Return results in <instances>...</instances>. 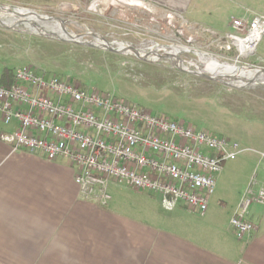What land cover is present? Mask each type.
Segmentation results:
<instances>
[{
  "label": "rangeland",
  "instance_id": "obj_1",
  "mask_svg": "<svg viewBox=\"0 0 264 264\" xmlns=\"http://www.w3.org/2000/svg\"><path fill=\"white\" fill-rule=\"evenodd\" d=\"M134 1L146 6L131 4ZM0 6L61 18L69 34L99 35L114 46H132L147 52L157 45L159 54L163 53L160 47H182L233 67L264 69V37L251 56L242 57L225 34L228 27L223 17L216 23L207 17L197 23L186 17L184 21L181 15L144 0H0ZM239 10L234 12L240 14ZM0 20L7 25L13 22L2 13ZM42 26L58 29L56 23ZM179 58L190 71L201 69L193 54H180ZM0 67L27 68L46 78H61L85 91L113 94L153 116L237 143L240 153L224 162L217 196L213 197L212 209L208 206L207 215L215 210L226 217L229 209L221 204L223 195L236 196L255 172L259 178L264 177V88L234 89L182 72L168 61H141L130 55L46 39L24 24L12 30L0 27ZM132 205L129 211L136 215Z\"/></svg>",
  "mask_w": 264,
  "mask_h": 264
},
{
  "label": "crops",
  "instance_id": "obj_2",
  "mask_svg": "<svg viewBox=\"0 0 264 264\" xmlns=\"http://www.w3.org/2000/svg\"><path fill=\"white\" fill-rule=\"evenodd\" d=\"M144 1L184 21L207 17L216 23L223 17L226 35L235 34L232 17H264V0ZM238 8L240 14L234 12ZM15 128L0 121V134ZM75 174L64 158L12 152L0 141V264H264V207L251 209V235L238 240L230 227L251 177L236 196L223 195L225 217L215 210L199 216L182 204L167 212L158 196L114 182L108 185V205L100 207L80 199ZM215 194L216 189L208 199L211 209Z\"/></svg>",
  "mask_w": 264,
  "mask_h": 264
},
{
  "label": "built area",
  "instance_id": "obj_3",
  "mask_svg": "<svg viewBox=\"0 0 264 264\" xmlns=\"http://www.w3.org/2000/svg\"><path fill=\"white\" fill-rule=\"evenodd\" d=\"M231 28L235 34L227 38L239 55L241 47L255 51L264 37V17L232 19ZM0 121L16 125L0 134L12 152L66 159L76 170L80 199L100 207L108 205V185L114 182L158 196L164 211L182 204L203 216L224 162L240 153L237 143L153 116L113 94L85 91L22 67L13 70L10 85L0 83ZM253 206L264 207V180L256 172L230 220L238 240L256 230Z\"/></svg>",
  "mask_w": 264,
  "mask_h": 264
},
{
  "label": "water",
  "instance_id": "obj_4",
  "mask_svg": "<svg viewBox=\"0 0 264 264\" xmlns=\"http://www.w3.org/2000/svg\"><path fill=\"white\" fill-rule=\"evenodd\" d=\"M115 1L125 3V0H115ZM131 4H135L137 6H146L141 1H134ZM0 13L7 15L13 19L12 25H7L6 23L0 20V27L3 29L12 30L13 27L18 26L20 24H24L25 26L27 25L29 26V28H32L34 30V33L41 35L46 39L72 43L75 45L103 50L118 55H130L141 61H147V62L168 61L171 63V65L174 64L178 65L177 66L178 70L182 72L189 73L191 75H195L198 77H202L211 81H215L234 89H239L244 91H258L264 88V80L262 79L255 82L249 81L240 84L238 83L239 82L238 80L233 79L232 77L217 75L214 72L207 71L201 65H200L201 69L197 68V72L190 71L187 68H181L183 66V62L179 58V55L181 53H171L168 52V50H166L173 46L161 47V51H163V53L161 54L157 53L160 50L158 49L157 45L150 47L147 52H144L132 46H124V45L114 46L103 37L91 33H88L83 36L71 35L67 32L64 22L61 18H57V17L49 18L46 16H40L33 11L26 10L23 8L12 7V6H0ZM48 23H56L58 29L48 30L42 26V24H48ZM84 37H91L94 40L86 41L84 40ZM192 51H194V53H201L195 50ZM151 57H153L154 59L152 60ZM241 68H245V67H241ZM247 69L257 71V73L264 72V69H260V68L258 69L247 68Z\"/></svg>",
  "mask_w": 264,
  "mask_h": 264
},
{
  "label": "bare ground",
  "instance_id": "obj_5",
  "mask_svg": "<svg viewBox=\"0 0 264 264\" xmlns=\"http://www.w3.org/2000/svg\"><path fill=\"white\" fill-rule=\"evenodd\" d=\"M26 27H29V26L26 25ZM247 41L252 44V45L249 44V46L252 47L254 44L252 42V38H249ZM234 44L236 46H240L241 44H243L244 46V42L240 40H236ZM166 50H168V52H171V53L193 54L194 56H196L197 63L201 65L202 67H204L207 71L214 72L217 75H224L227 77H232L233 79L238 80L239 81L238 83L240 84L246 83L249 81L255 82L261 79L264 80V72L257 73V71H253L247 68L233 67V66L227 65L226 63L220 62L216 60L215 58L210 57L208 55L201 54V53H194V51L188 48L171 47ZM253 51H254L253 48L250 51H247L246 47H241L240 55L242 57H246L247 53L251 54ZM173 66L178 69L177 67L178 65L174 64ZM181 68H186V67L182 66Z\"/></svg>",
  "mask_w": 264,
  "mask_h": 264
},
{
  "label": "trees",
  "instance_id": "obj_6",
  "mask_svg": "<svg viewBox=\"0 0 264 264\" xmlns=\"http://www.w3.org/2000/svg\"><path fill=\"white\" fill-rule=\"evenodd\" d=\"M13 69L2 68L0 75V83L1 85L8 86L12 82Z\"/></svg>",
  "mask_w": 264,
  "mask_h": 264
}]
</instances>
